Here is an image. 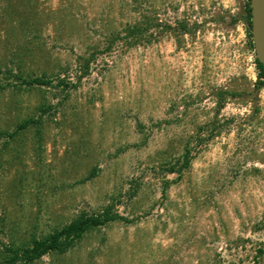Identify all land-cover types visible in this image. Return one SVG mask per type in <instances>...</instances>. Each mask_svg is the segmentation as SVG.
<instances>
[{"label":"rangeland","instance_id":"obj_1","mask_svg":"<svg viewBox=\"0 0 264 264\" xmlns=\"http://www.w3.org/2000/svg\"><path fill=\"white\" fill-rule=\"evenodd\" d=\"M244 3L0 0V264L105 208L119 218L29 264H264Z\"/></svg>","mask_w":264,"mask_h":264},{"label":"trees","instance_id":"obj_2","mask_svg":"<svg viewBox=\"0 0 264 264\" xmlns=\"http://www.w3.org/2000/svg\"><path fill=\"white\" fill-rule=\"evenodd\" d=\"M250 0H245L243 10L241 15H238V21L243 25L246 38L248 39V45L253 50L251 35H250ZM182 26V25H181ZM147 28H143L142 26L129 27L126 31L127 38H137L140 40V36L147 32ZM255 67L257 69V81L255 83L256 90L264 89V67L255 59ZM48 84V82H43L40 80H33L29 84ZM29 123V122H28ZM26 123V124H28ZM21 128L25 127V124L20 125ZM19 126V127H20ZM189 150L186 149L183 155V164L180 168L184 169L188 167ZM118 215L112 214L107 208L101 211L99 214H87L81 213L76 218L72 219L69 223L64 225L58 230H55L50 235L46 237L37 239L32 238L30 245L26 248L19 250H11L7 249L9 252L8 259L6 262L8 264H29L38 259H40L43 255L49 253H65L72 244L79 240L86 232L90 229L103 226L108 222H112L116 220ZM259 253L262 251L259 250Z\"/></svg>","mask_w":264,"mask_h":264},{"label":"water","instance_id":"obj_3","mask_svg":"<svg viewBox=\"0 0 264 264\" xmlns=\"http://www.w3.org/2000/svg\"><path fill=\"white\" fill-rule=\"evenodd\" d=\"M250 35L255 56L264 67V0H250Z\"/></svg>","mask_w":264,"mask_h":264}]
</instances>
